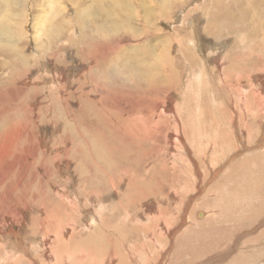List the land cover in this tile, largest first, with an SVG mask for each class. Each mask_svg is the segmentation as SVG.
I'll return each instance as SVG.
<instances>
[{"label":"rangeland","instance_id":"rangeland-1","mask_svg":"<svg viewBox=\"0 0 264 264\" xmlns=\"http://www.w3.org/2000/svg\"><path fill=\"white\" fill-rule=\"evenodd\" d=\"M127 1L0 0V264H264V0Z\"/></svg>","mask_w":264,"mask_h":264},{"label":"bare ground","instance_id":"bare-ground-1","mask_svg":"<svg viewBox=\"0 0 264 264\" xmlns=\"http://www.w3.org/2000/svg\"><path fill=\"white\" fill-rule=\"evenodd\" d=\"M2 2H4L6 5H7V9H6V14H7V12L11 9V7L13 6V5H17V3L19 4L21 1H23V0H1ZM70 2H72V3H74L73 2V0H69ZM51 2V1H50ZM79 2V1H78ZM142 2H143V0H142ZM52 3V2H51ZM50 3V5H52ZM94 3H97V2H94ZM146 3V2H145ZM74 5V4H73ZM75 5H77V4H75ZM112 5H114L115 6V8H119V10H121L123 13H125V12H129V13H131V7H130V4L128 3V1L127 0H112ZM104 7V6H103ZM124 7V8H123ZM79 8V7H78ZM121 8V9H120ZM104 9H105V7H104ZM78 10V9H77ZM96 10V9H95ZM100 10V9H99ZM113 10L114 9H106V13L107 14H109L110 13V11L111 12H113ZM87 11V10H86ZM100 11H102V10H100ZM117 11V10H116ZM79 12V11H78ZM105 13V14H106ZM6 14H4V16L6 15ZM96 15V14H95ZM129 16H130V14H128ZM14 16H16V15H14ZM17 16H18V14H17ZM19 16H22V14L20 15L19 14ZM6 17V16H5ZM8 17V16H7ZM6 17V18H7ZM125 17V16H124ZM127 17V16H126ZM108 18V17H107ZM130 18H131V16H130ZM102 19V18H101ZM100 18H99V20L98 21H100L101 20ZM43 21H45L44 19H42ZM98 21L96 22H92V24H91V26L96 30L95 32L96 33H103L102 31H99V24H98ZM76 22V21H75ZM3 28H1L0 27V30L2 31V33L4 32V31H6L7 33H10V34H12V36L13 35H15V34H17L18 32L16 31V30H14L13 28H9V27H6V25H4V26H2ZM101 28V27H100ZM101 30V29H100ZM116 30V29H115ZM127 32V31H126ZM1 33V34H2ZM6 33V34H7ZM128 33V32H127ZM9 34V35H10ZM3 35V34H2ZM9 37H11V36H9ZM111 38V37H110ZM135 39V38H134ZM3 51V50H2ZM5 54H8V52H5ZM9 56V55H8ZM11 57V56H10ZM17 62V61H16ZM15 62V63H16ZM4 64V63H3ZM7 64V63H6ZM10 64V63H9ZM18 64H20V63H17V66H18ZM1 66V65H0ZM15 66V64L13 65V67ZM12 67V68H13ZM16 68V67H15ZM12 72H14V71H12ZM15 79V78H14Z\"/></svg>","mask_w":264,"mask_h":264}]
</instances>
